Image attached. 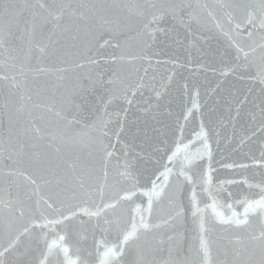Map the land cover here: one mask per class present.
<instances>
[{"label": "snow or ice", "instance_id": "6c2138e0", "mask_svg": "<svg viewBox=\"0 0 264 264\" xmlns=\"http://www.w3.org/2000/svg\"><path fill=\"white\" fill-rule=\"evenodd\" d=\"M0 264H264V0H0Z\"/></svg>", "mask_w": 264, "mask_h": 264}]
</instances>
